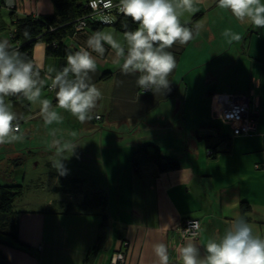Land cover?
Segmentation results:
<instances>
[{
    "label": "crops",
    "instance_id": "0c3cea01",
    "mask_svg": "<svg viewBox=\"0 0 264 264\" xmlns=\"http://www.w3.org/2000/svg\"><path fill=\"white\" fill-rule=\"evenodd\" d=\"M6 3L16 18L52 13L50 0ZM194 6L199 11L190 20L180 18L193 28L194 38L170 49L177 63L169 76L170 90L163 94L142 92L137 76L121 73L122 59L118 61L106 44L103 57L92 53L97 69L90 75L103 98L90 121L80 123L56 107L62 121L46 125L39 116V101L7 98L22 117L17 133L21 138L0 145V185H19L15 173L24 159L43 161L53 171L52 190L60 180L84 181L80 191L63 196L56 192L57 203L78 202L85 192L100 191L107 200L108 225L103 236L101 218L95 213L46 211L54 200L43 202V208L18 210L17 237L30 249L0 242V254L7 264H84L100 237L92 264H110L118 251L125 255L124 264H159L153 251L158 242L167 245L170 264H175L179 247L188 240L180 236L186 219L200 222L199 235L191 240L202 253L208 238L222 235L237 215L264 235V29L241 24L229 11L217 7V0H194ZM225 29L239 33L241 39L229 43L222 35ZM98 31L112 33L125 43L122 33L111 25ZM92 33L88 29L72 34L63 44L67 51L79 50L86 47ZM31 61L45 81L41 99L55 106V91L47 89L51 83L47 69L66 66V55L47 56L44 45L37 43ZM232 97L244 98L255 118V130L249 135H231L232 124L224 109ZM54 140L77 145L73 154L70 150L64 153L65 158L69 156L64 161L68 170L64 176L51 167ZM147 144L178 161L179 168L159 172L139 154L135 169L134 153ZM23 175L22 187L26 183ZM241 203L248 208L243 214Z\"/></svg>",
    "mask_w": 264,
    "mask_h": 264
},
{
    "label": "clouds",
    "instance_id": "9594fccd",
    "mask_svg": "<svg viewBox=\"0 0 264 264\" xmlns=\"http://www.w3.org/2000/svg\"><path fill=\"white\" fill-rule=\"evenodd\" d=\"M89 7L106 23L112 22L110 11L116 8L138 27L127 30L128 25H123L126 29L122 34L124 44L112 33L96 31L88 36L86 47L67 51L66 66L59 70L49 66V87L55 91V106L51 100L41 99L45 81L40 69L8 39H0V145L21 138L17 133L22 117L13 110L7 100L9 97L33 103L39 101V116L46 125L62 121L56 107L67 111L80 123L93 119L103 94L90 75L97 69L92 53L103 57L106 44L118 61L122 59L121 73L137 76L136 84L143 91L163 94L170 90L169 76L177 63L170 49L186 45L194 38L193 28L180 20L184 11L192 14L199 11L194 0H118L117 4L113 0H90ZM217 7L229 11L241 24L264 29V0H217ZM24 35L27 38L29 34L25 31ZM222 35L229 43L241 39L239 33L231 29H225ZM53 146L56 151L50 157L51 167L64 176L68 171L64 161L69 158H65L64 153L70 150L73 154L77 145L54 140ZM193 227L194 224L185 231ZM153 251L159 264H170L165 243L154 244ZM175 264H264V235H258L245 217L237 215L222 235L208 238L203 253L196 242L188 239L179 247Z\"/></svg>",
    "mask_w": 264,
    "mask_h": 264
},
{
    "label": "trees",
    "instance_id": "16d2710c",
    "mask_svg": "<svg viewBox=\"0 0 264 264\" xmlns=\"http://www.w3.org/2000/svg\"><path fill=\"white\" fill-rule=\"evenodd\" d=\"M88 1L89 0H50L52 5L51 14L39 16L26 15L21 18L14 17V9L8 7L10 10L8 40L14 47L19 48L29 60H32V49L37 43H42L44 45L45 54L47 56L64 57L67 53V49L63 44V40L66 37H70L72 34L81 33L75 32L74 27L78 19L89 13V9L87 8ZM4 2H6V0H0L1 4ZM124 24L128 25L127 30H135L138 27L130 18H126L123 15L111 26L114 27L116 31L123 34L126 30L123 27ZM103 26L105 25L88 22L84 31L91 29L95 32ZM25 31L29 34L27 38L24 35ZM139 154L146 156L156 166L159 172H168L179 168L178 161L164 157L158 148L147 144L139 147L134 153L132 164L135 169L137 168L135 156ZM83 182L84 181L76 178L69 179V181L66 182L60 180V185L54 187L53 190L56 192L65 191L64 193L71 194L75 191H80ZM64 184H68V188H65ZM22 191L23 187L21 185H0V242L8 246L16 245L24 250H29V246L22 244L18 240L17 224L20 212L13 209V203L22 195ZM106 205L107 200L104 193L100 191H87L78 202L63 201L62 203H57V206L55 205L54 207L53 205L47 206L46 211L52 212L54 210L53 208H57L61 209L63 212L73 214L95 213L101 218L99 228L104 236L107 227ZM247 209L245 203L240 204L242 214L245 213ZM99 239H101V237L98 238V245L88 252L84 264H92L95 255L99 251ZM0 264H7L1 254Z\"/></svg>",
    "mask_w": 264,
    "mask_h": 264
},
{
    "label": "rangeland",
    "instance_id": "374dc122",
    "mask_svg": "<svg viewBox=\"0 0 264 264\" xmlns=\"http://www.w3.org/2000/svg\"><path fill=\"white\" fill-rule=\"evenodd\" d=\"M9 13L10 10L8 8V3H0V39H4L6 36H8L10 28ZM192 15V13L184 11L180 18L190 20ZM36 162L38 165H36ZM44 164L45 163L43 161H37L31 158L27 160L24 159L22 166L15 173V180H17L16 184H22L21 175L23 174L25 175L24 182H26L23 185L22 195L16 199L13 204V209L15 211L28 210L26 208L33 210L39 209V207L43 208V204L49 200H54L53 207L55 205L57 206L56 200L59 198V196L56 191L52 190V182L54 181L52 177L53 171L48 169ZM38 181L41 182L39 187L36 186ZM60 194V196H63L65 193L61 192ZM62 198L67 200V197L65 196ZM106 233H108V225L106 227Z\"/></svg>",
    "mask_w": 264,
    "mask_h": 264
},
{
    "label": "built area",
    "instance_id": "2783aa9c",
    "mask_svg": "<svg viewBox=\"0 0 264 264\" xmlns=\"http://www.w3.org/2000/svg\"><path fill=\"white\" fill-rule=\"evenodd\" d=\"M90 0L87 2V8L89 13L77 20L74 27L75 32H82L87 26V23H99L102 25H113L118 18L122 15L116 8L110 11V15L113 17L112 22H102L100 16L95 14L89 7ZM114 4L118 3V0H113ZM49 79V76H46ZM50 85V84H49ZM49 85L48 90H51ZM142 92H147L143 91ZM224 115L231 121V135L232 136H246L254 132L256 127L255 118L249 114L247 109V103L242 97H232L227 101L226 107L224 109ZM211 155V152H209ZM195 225L191 231H185L190 228L191 225ZM200 222L197 219H186L183 221L180 228V236L182 239H196L199 235ZM125 255L122 251L116 252L110 260V264H124Z\"/></svg>",
    "mask_w": 264,
    "mask_h": 264
}]
</instances>
